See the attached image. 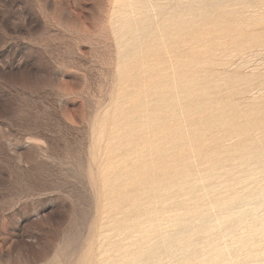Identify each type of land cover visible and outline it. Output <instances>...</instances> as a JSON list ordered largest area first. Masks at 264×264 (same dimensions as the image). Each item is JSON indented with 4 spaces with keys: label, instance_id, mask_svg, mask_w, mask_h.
I'll return each instance as SVG.
<instances>
[{
    "label": "rangeland",
    "instance_id": "1",
    "mask_svg": "<svg viewBox=\"0 0 264 264\" xmlns=\"http://www.w3.org/2000/svg\"><path fill=\"white\" fill-rule=\"evenodd\" d=\"M263 195L264 0H0V264H264Z\"/></svg>",
    "mask_w": 264,
    "mask_h": 264
},
{
    "label": "bare ground",
    "instance_id": "2",
    "mask_svg": "<svg viewBox=\"0 0 264 264\" xmlns=\"http://www.w3.org/2000/svg\"><path fill=\"white\" fill-rule=\"evenodd\" d=\"M264 196V195H263ZM222 205H223V203H222ZM221 205V206H222ZM220 206V205H219ZM232 214V213H231ZM227 216V215H226ZM229 217V216H228ZM213 224V223H212ZM210 227V226H209ZM212 227V226H211ZM241 237V236H240ZM241 240V239H240ZM241 242H242V240H241ZM217 247V246H216ZM221 247V246H220ZM226 248V247H225ZM211 249V248H210ZM223 249V248H222ZM208 249H206V251H207ZM213 250V249H212ZM226 250V249H225ZM214 251V250H213ZM218 251V250H217ZM221 251V250H220ZM219 252V251H218ZM225 253V252H224ZM223 253V254H224ZM228 253V252H227ZM205 254V253H204ZM214 254H216L215 252H214ZM218 254H220V253H218ZM222 254V253H221ZM207 256H208V254H207ZM220 257V256H219ZM218 258V257H217ZM201 258H199V260H200ZM219 259V258H218ZM228 259V258H227ZM187 260V259H186ZM197 260V259H196ZM215 260H216V258H215ZM193 261V260H192ZM215 263V262H214ZM262 263V262H261ZM251 264V263H250ZM254 264V263H253ZM263 264V263H262Z\"/></svg>",
    "mask_w": 264,
    "mask_h": 264
}]
</instances>
